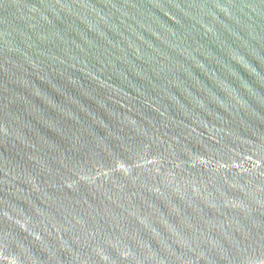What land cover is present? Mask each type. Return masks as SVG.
<instances>
[{
    "label": "water",
    "instance_id": "water-1",
    "mask_svg": "<svg viewBox=\"0 0 264 264\" xmlns=\"http://www.w3.org/2000/svg\"><path fill=\"white\" fill-rule=\"evenodd\" d=\"M0 264H264V0H0Z\"/></svg>",
    "mask_w": 264,
    "mask_h": 264
}]
</instances>
